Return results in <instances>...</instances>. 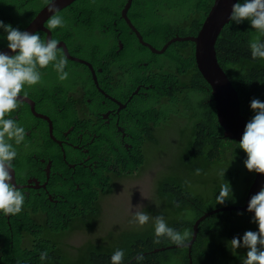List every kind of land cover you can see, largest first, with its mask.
<instances>
[{
  "label": "trees",
  "instance_id": "obj_1",
  "mask_svg": "<svg viewBox=\"0 0 264 264\" xmlns=\"http://www.w3.org/2000/svg\"><path fill=\"white\" fill-rule=\"evenodd\" d=\"M178 1L179 7H170L167 0H134L128 18L145 41L158 49H163L177 36H197L215 2V0ZM7 2L10 1L0 0V20L14 28L21 30L25 26V29L38 13L29 14L24 4L8 8ZM124 2L125 0L79 1L60 13L65 24L63 28L55 30L54 39L64 37L71 55L90 62L96 69H103L102 73H98L102 87H106L110 96L126 104L123 112L127 114L133 127L122 143L132 142L133 149L128 151L124 144L120 143V138L110 133L106 135V143L109 144L108 149L112 153V158H119L123 154L125 162L122 171L129 172L127 177L144 169L141 164L138 165L139 170L133 168V163L140 157V150H143L144 144H152L155 147L157 155L154 162L160 159L156 158L157 156L175 157L174 165H169L166 170L158 173L151 191L153 200L143 211L150 217L164 216L168 225L176 231L188 230L191 236L187 245L194 237V227L199 218L233 204V198L223 204H217V196L222 190L223 182L230 185L232 192L237 188L244 191L245 200L256 174L244 168L245 154L236 148L235 143L238 142L225 137L224 129L218 120L210 85L201 75L196 63L195 45L192 42H177L170 47L166 55H153L139 44L133 32L120 18ZM44 6L46 5L42 7ZM165 14H176L177 23L164 26L161 22ZM104 29H108L106 42L99 44L93 42L95 39L93 33L96 30L103 32ZM254 35L255 30L250 28L247 21L241 24L230 22L221 32L216 44L218 61L238 95L240 116L248 121L254 115L249 107L250 102L253 99L264 101V59H253L248 47V42ZM3 36L4 33L0 31V49L6 47ZM119 41L123 45L122 50H118ZM128 47L138 55L143 50L150 54L147 63L151 75L144 79L138 77L133 89L120 93L110 82L121 84L125 72L122 77L117 78L115 71L112 70L116 62L126 59ZM101 48L108 50L104 51ZM60 52L62 54V51ZM66 60L65 71L71 74L87 71L91 89H96L88 66L67 58ZM129 61L135 66L140 64L137 60ZM151 63L160 66L162 71H153ZM40 71L42 82L36 86L26 87L21 94L38 98L42 103H61L59 90L62 85L59 83L57 73L51 65ZM183 75L186 76L184 80ZM140 83L149 84L152 91L142 89L135 91L139 87L137 84ZM183 87L190 89V93L200 95L201 100L197 102L198 112L187 106L189 98L185 99L182 95ZM119 95H122V98L119 99ZM95 97H100L99 100H93V103L97 104L96 111L106 110L110 103L105 97L98 92L91 96L92 99ZM161 100H167V108L160 107ZM103 101L106 102L105 105ZM70 118V123H74L79 116L76 113ZM179 119L183 120V124L175 128L180 134V142L163 145L164 132L157 131L151 124L165 126V129L172 123H178ZM40 129L39 134L34 133L36 138L38 136L44 138L47 133L43 131L44 128ZM135 131L139 133L138 136H135ZM36 144L32 137H26L23 149L17 151L18 156L13 161L15 170L33 176L36 165L35 151H27L25 148ZM168 144L169 147L166 146ZM166 151L168 153L165 155ZM225 164L227 169L222 170ZM148 169L151 171L152 165ZM89 171L94 176L93 182L86 186L76 199L70 198L67 203L59 200L60 203L56 205L49 202L47 195H43L41 199L35 195L27 200L19 214L13 215L10 227L4 223L8 241L6 244V238L0 240V245L5 246L0 249L1 263L30 261L32 264H41L39 256L46 251L48 258L44 264H110V257L116 249H122L124 253L133 251L136 254L165 247L166 249L161 252L169 258L178 260L180 264H243L247 249L234 251L228 247V242L233 237H242L246 231H257L252 216L243 212H219L207 218L199 227L191 252L186 245L175 247L176 244L169 239L157 238L151 219L147 224L139 226L129 217L123 219L137 227V232L133 236L122 238L127 233H118L116 229H111L105 231L98 239L93 238L84 242L80 247L69 246L65 241L68 234L91 233L105 228L104 219L107 216L104 201L114 192L112 186L114 179L107 176L109 172L105 177L101 169L98 172ZM144 175L145 173L141 172V176ZM239 176L242 177L241 186L237 180ZM243 200L239 205L243 204ZM148 201L147 199L145 202ZM5 220L8 221L7 218ZM27 232L31 238L25 234ZM23 234L29 242L31 241L33 252L26 247L23 248ZM117 237L121 239L117 240ZM4 249L6 250L3 252ZM143 257L142 264H158L160 261L151 258L149 254Z\"/></svg>",
  "mask_w": 264,
  "mask_h": 264
},
{
  "label": "clouds",
  "instance_id": "obj_2",
  "mask_svg": "<svg viewBox=\"0 0 264 264\" xmlns=\"http://www.w3.org/2000/svg\"><path fill=\"white\" fill-rule=\"evenodd\" d=\"M9 1L10 2L6 3L8 8H16L19 5L24 4L29 14H33L35 12L38 13L30 22V24L25 29L24 26L21 30L18 28H14L11 24H5L4 21L0 20V31L4 33V36L2 38L6 41V47L8 49V52H0V240H4L6 238V244L8 241V236L4 223L6 222L7 226L10 227L11 226L10 220L13 218V215L19 214L22 211L23 206L27 202V200H30L36 195L35 192H30L29 195L25 194L24 189L30 187H19V184L17 182V177H18L17 172L13 168L12 162L18 156L17 151L23 149V144L26 143L27 136L32 137L37 144L30 148L27 149L25 148V150L27 151L33 150L37 152L39 147L42 146V143L38 141V139L34 135V132L32 131V127L34 124L29 125L28 122L30 119H32V115H37L42 118L46 117V115L40 113V109L44 107V105H41L40 99L38 98L34 99L33 97L28 96L29 99L28 101H31L35 104V108L33 109L31 103H29L27 100L25 102L19 101L20 95H24L21 93L26 87H32L40 84L42 82V72L40 71V69L48 68L50 65L57 73L59 80L63 81L68 79L69 73L65 71V68L67 66V60L63 56L64 53L62 49L58 48L59 42L65 43L64 41L65 38L61 37V39L59 40L54 39V32L58 28H63L65 24L64 17L60 15V13H62L63 11L67 10L70 7H73L76 3H78L81 0H79L74 5H71L70 7H68L67 9L63 10L60 13H59V0H43V2L41 0H29V2L31 3V9L29 10L27 9L26 0H9ZM126 1L127 0H125L124 5ZM43 5L46 6L42 7ZM46 7L48 13H50L47 19L46 29L50 31V33L52 34V39L51 38L47 39V35L45 33H39V32L30 33L26 31L30 27V25L34 22V20L38 17V15ZM176 9L177 8H175V10ZM0 17H1V12H0ZM229 21L235 24H241L245 21L249 23L250 28L252 30H255V35L248 42V47L250 49L251 57L253 59H264V39H262V37H264V0H238V2L232 5L229 15ZM107 30L108 29H104L103 32L96 30L93 34L95 35V33L98 32V34L100 35ZM180 38H185V37H180ZM143 41L147 42L144 40V38ZM6 47L0 49V51L5 49ZM122 49H123V45L122 48L118 50H122ZM60 51H62L63 55L61 54ZM167 52L157 56L166 55ZM9 53H12V55H9ZM153 64L151 63L153 71L154 70L155 72L162 71V68L160 66ZM145 65L146 67H149V63H146ZM150 75L151 72L150 70H148L141 75V78L144 79L146 78V76L147 78H149ZM183 78L185 79L184 76ZM144 85L145 87L148 88L145 89L152 91V89L149 87V84L148 85L144 84ZM39 89L41 88L39 87ZM183 89L185 88L183 87L182 90ZM182 95H191L188 97L196 98V103L191 102V100L189 99V101L187 102V106L192 111L198 112L199 109H197V102L201 100L200 95L193 92L190 93V89L188 88H186V93H182ZM45 103L49 104L47 102ZM21 107H29V111H27L24 108L21 109ZM249 107L251 111L254 113V115L246 123L241 139L238 143H235V146L245 154V158L243 160L244 168L250 173L264 175V101H261L259 99H253L250 102ZM48 119L50 120V118ZM182 124H183V120L179 119L178 123H172L165 129H164L165 126H158L156 123H152L151 126H153V128L156 129L157 131L165 132L173 126L175 127L177 125H182ZM47 125L49 129L48 121H47ZM90 129L92 130L93 128ZM100 132L104 133L105 135L109 133V131L106 128L97 129V133L100 134ZM120 134H121L120 138L122 139L120 143H122L123 140L127 138L129 135L124 133L125 136L122 137L123 133ZM95 135L97 134L92 133L90 135V139L94 140L97 144V147L100 148L101 150L100 153L101 157L99 158L101 164L103 165L101 170L102 172L105 173V177L107 176L111 177L115 181L116 177L119 176L117 172L122 171V169H124L125 161L123 158V154H121L120 156L121 158L120 157L112 158V153L109 152L108 144L106 143V141L101 142L100 140L101 138H98ZM176 141L180 142V138ZM176 141L169 143L173 144ZM122 144H124V146L128 149V151H131L133 149L132 142L122 143ZM142 147L143 150H140L141 155L133 163V168L139 170L138 165L141 164V167L144 166V169L141 172H146L154 162L155 160L154 157L157 155V152L155 151V147L152 144H144ZM12 169L16 173L15 183H13ZM107 172L109 173L106 176ZM224 172L222 173V177L224 175ZM123 173L124 175L127 176V173L129 172H123ZM137 175H139V172L135 173V175H133L132 177H135ZM93 177L94 176L92 175V173H90V179H93ZM91 183L92 181H90L87 186H90ZM31 189L32 187L30 188V190ZM246 196H248V194H246ZM231 198H232V193H231L230 185L228 183L223 182L222 190L217 196V204H223L225 201L230 200ZM243 201L244 202L242 205L239 206L229 205L222 208H230V207L240 208L243 207L245 204V200ZM137 209H143V207L138 205ZM246 211L247 212H243V213L252 214L249 215L252 216V222H254L257 225V231H246L242 237H233L231 240H229L228 247L234 251L236 249H241V248L247 249L246 255L243 258V264H264V186L261 187L260 191L257 194L253 195L250 198L247 204ZM227 212L238 213L242 211H227ZM127 215L130 218L129 213H127L124 215L125 217L124 219H127ZM5 218H7L8 221H6ZM124 219L121 223L115 222V225H113L111 228L106 229V231H109L111 229H116L118 233H127L123 235L122 238L135 235V233L137 232V227L131 225L129 222H126V220ZM150 219L153 221L154 233L157 238L165 237L174 244H176L177 246L175 245V247H183L186 245L187 241L191 236V233L188 230H185L183 232L176 231L174 228L168 225L164 216L162 215L150 217V215L143 210L135 211L133 213V222L138 224L139 226H143L147 224L150 221ZM103 233H105V231L101 232L100 230H98L91 233L81 232V235H85L90 240L93 238L98 239L99 236L102 235ZM25 234L30 237L29 232ZM25 234H23V248L26 247L28 250H31L33 252L34 248L32 247L31 241L29 242ZM70 237L73 236L68 234L65 237V241L67 238ZM118 239L121 238L117 237V240ZM69 240L73 241L69 244V246L71 247H75V246L80 247L84 244V242L81 244H77V242H75L73 239H69ZM186 247H189V243L186 245ZM3 248H5V246L0 245V249ZM165 249H166L165 247H158V248H153L151 251L148 252L141 251L136 254L133 251L124 253L122 249H116L110 257V264H133V263L142 264V261L144 259L143 256L148 254L151 256V258L160 259V261H158V264H180L178 260L169 258L166 254L161 252L164 251ZM5 250L6 249L2 251L4 252ZM189 251L191 252L190 247H189ZM39 253L40 252L38 251V254ZM47 258H48V253L46 251L42 252L39 256V260L41 261V264H44ZM0 264H4V263H1L0 261ZM11 264H32V263H30V261H15V263H11Z\"/></svg>",
  "mask_w": 264,
  "mask_h": 264
},
{
  "label": "flooded vegetation",
  "instance_id": "obj_3",
  "mask_svg": "<svg viewBox=\"0 0 264 264\" xmlns=\"http://www.w3.org/2000/svg\"><path fill=\"white\" fill-rule=\"evenodd\" d=\"M4 44L6 45V41ZM138 67H141V65L139 64ZM95 71L98 75L99 72H103V69L95 68ZM112 71H115L116 77L123 72H125V75L134 72V80L128 90L134 88L136 79L140 76L138 68L133 64L127 65V61L116 62ZM91 74L94 79L92 70ZM95 84L97 90L90 88L86 95L82 90L79 93L78 90L60 88L61 103L46 104L40 100L41 105H44L40 109V113L46 115V117L32 115V118L33 121L40 122L44 126L35 123L32 131L39 134L40 128H44L43 131L47 133L44 138L37 137L42 146L34 154L36 165L33 176L16 170L19 187H32L31 190L30 188L24 189L26 195L35 192L38 199L43 198V195H47L49 202L56 205L60 203L59 200L67 203L70 198L76 199L88 183L93 182V179H90L91 172L89 170L98 172L103 167L99 160L101 150L97 147L96 142L90 139V135L92 133L97 134L95 136L101 138L102 142L107 140L106 135L102 132L97 133V129L106 128L110 134L115 135L117 138H120V133H123L122 137H124V133L127 134L129 129H132V122L128 120L127 114L125 115L123 112L126 109V104L120 102L116 97L110 96L106 87H102L100 81L98 85L96 82ZM137 85L139 87L135 91L140 89L147 91L148 89L143 83ZM95 92L103 95L110 103L107 105L106 110L96 111L97 104L89 105V98L92 102L95 99H100V97L91 98ZM23 96L28 97L25 94ZM120 98H122V95H119ZM102 103L105 105L106 102L103 101ZM76 113L79 116L77 122L70 123V117H73ZM48 118H50L49 129L47 125ZM89 127L93 129L91 130ZM121 140L120 138L119 141Z\"/></svg>",
  "mask_w": 264,
  "mask_h": 264
},
{
  "label": "water",
  "instance_id": "obj_4",
  "mask_svg": "<svg viewBox=\"0 0 264 264\" xmlns=\"http://www.w3.org/2000/svg\"><path fill=\"white\" fill-rule=\"evenodd\" d=\"M78 1L79 0H59V13L67 9L71 5H74ZM132 2L133 0L126 1L123 9L121 10L120 18L126 23L128 28L135 34L139 44L147 48L151 53L156 55L164 54L165 52L168 51L171 45L177 42L194 43L196 63L201 75L210 85L220 126L224 129V134L226 138H230L231 140L239 142L248 120H245L242 116H240V103L238 101L237 94L233 89V84L230 82L229 78L222 69L218 61L217 52H216L217 40L219 39V36L223 31V29L230 23L229 15L232 5L238 2V0H215L212 10L197 36L185 37V38L177 37L176 39L167 43L163 49H156L149 43L144 42L141 34L132 25L130 19L128 18V12L132 6ZM49 15L50 13H48L46 7L38 15V17L34 20V22L30 25V27L26 31L30 33L31 32L45 33L47 35V39L49 38L52 39V34L50 33V31L46 29V23ZM118 44H119V49H121L122 48L121 42H119ZM58 48L62 49L64 56L68 60L75 61L77 63H81L88 66L92 70L94 75V80L98 85L99 79L97 72L95 71V68L90 62L71 55L67 45L63 42H59ZM0 52H8L7 47L1 50ZM9 55H12V53H9ZM26 100L27 101L29 100L28 97L20 95V99H19L20 102H25ZM28 102L31 103L34 109L35 104L31 101ZM47 121L49 123L50 120L47 119ZM12 177H13V183H15L16 173L13 169H12ZM262 186H264V175L256 174L254 183L250 188L248 196H246L245 204L243 207L240 208L230 207V208L217 209L211 213L205 214L202 218H200L195 225L193 241L189 243V247L191 248L192 244L195 242L198 235L199 226L204 220L219 212H227V211L247 212L246 211L247 204L250 198L253 195L257 194Z\"/></svg>",
  "mask_w": 264,
  "mask_h": 264
},
{
  "label": "rangeland",
  "instance_id": "obj_5",
  "mask_svg": "<svg viewBox=\"0 0 264 264\" xmlns=\"http://www.w3.org/2000/svg\"><path fill=\"white\" fill-rule=\"evenodd\" d=\"M167 3L170 7L180 6V3L178 0H167ZM26 5H27L28 10L31 9V3L29 2V0H26ZM176 16H177L176 14H165L163 16L164 20L161 23L164 26L174 25L175 23H177V20H178ZM107 35H108V31H105L104 33L100 35L98 34V32H96L94 35L95 39L93 40V42L95 41L98 44L100 42L104 43L106 42ZM102 50L105 51L108 49H102ZM149 58H150V54L147 51L143 50V52L140 55H138L132 50L131 47H128L126 48V59L122 62L127 61V65H130L132 64V62L129 61L131 59L139 61L141 67H138L137 65L136 67L138 68L139 72L141 70V73L139 76L141 77L142 74H144L146 71L149 70L148 67H146L145 65ZM122 74L123 73H120L117 78L122 77ZM134 76L135 74L134 72H132L123 77L121 84H116L112 81L110 83L113 85V88L116 91L122 93L123 91L128 90L131 82L134 80ZM59 83L62 85V88H64L65 90H73V91L78 90L79 93H81V90H82L85 95L87 94L88 90L91 88V82H90L87 71L80 72L77 74L69 73L68 79L63 80V81L59 80ZM182 93H186V89H183ZM183 96H185V99L189 98L191 102L196 103V98L188 97L191 95H183ZM88 102H89V105L91 106L94 105V103L90 100V98L88 99ZM167 106H168L167 100H161L160 107L165 109L167 108ZM22 108L29 111V107H21V109ZM33 120H34L33 118L29 120L28 122L29 125H33L35 123H37L38 125H41L40 122H35ZM41 126H44V125H41ZM134 134L135 136L139 135L137 131H135ZM163 136H164L163 145L165 143L174 142L180 138V134L178 133L177 129L174 126L169 128L167 131H165L163 133ZM166 146L169 147V144ZM161 152H162V149L160 153ZM167 153L168 152L166 151L165 155ZM156 158H160V159L152 163V170L150 171V169H148L146 172H144L145 173L144 176H141V173H139V175L135 177H132V176L127 177L126 175H124L122 171L117 172L119 176L116 177V180L112 184V186L114 187V192L111 196L106 198V200L104 201L105 204L103 202L105 206V210H104L106 213L105 216L107 217L106 219H104L105 228L101 230V232H104L106 231V229L111 228L113 225H115V222L121 223L123 221L125 214L129 213L130 218H133V213L135 211L143 210L144 208L150 205V203L153 200L151 191L155 185V180L158 177V173H161L164 170H166L169 167V165L175 164V157L173 156L169 158H163V156H157ZM226 169H227V165L225 164L222 170H226ZM141 177L142 179H140ZM241 178L242 177L239 176L237 179L240 186L242 184ZM231 193H232V198H233L232 206H239V204L243 200L244 191L237 188L236 191L235 190L234 192L231 191ZM147 199L149 201L145 202ZM138 205L143 207V209H137ZM127 218H128V215H127ZM70 235L73 237L67 238L68 240L66 239L67 244H70L71 242H73L69 239H73L75 242H77V244H81L89 240V238L86 237L85 235H81V232L71 233Z\"/></svg>",
  "mask_w": 264,
  "mask_h": 264
}]
</instances>
